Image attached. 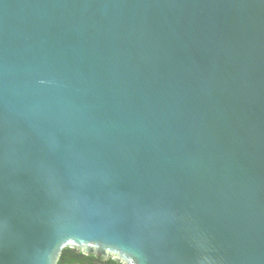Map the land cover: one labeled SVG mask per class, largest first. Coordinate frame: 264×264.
I'll use <instances>...</instances> for the list:
<instances>
[{
	"label": "water",
	"instance_id": "1",
	"mask_svg": "<svg viewBox=\"0 0 264 264\" xmlns=\"http://www.w3.org/2000/svg\"><path fill=\"white\" fill-rule=\"evenodd\" d=\"M264 264V0H0V264Z\"/></svg>",
	"mask_w": 264,
	"mask_h": 264
},
{
	"label": "trees",
	"instance_id": "2",
	"mask_svg": "<svg viewBox=\"0 0 264 264\" xmlns=\"http://www.w3.org/2000/svg\"><path fill=\"white\" fill-rule=\"evenodd\" d=\"M60 264H123L114 260L111 257L105 260L96 255H86L83 251L78 248H68L65 250Z\"/></svg>",
	"mask_w": 264,
	"mask_h": 264
}]
</instances>
